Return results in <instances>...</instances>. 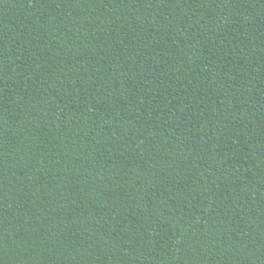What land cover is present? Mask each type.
I'll use <instances>...</instances> for the list:
<instances>
[{
	"label": "trees",
	"instance_id": "1",
	"mask_svg": "<svg viewBox=\"0 0 264 264\" xmlns=\"http://www.w3.org/2000/svg\"><path fill=\"white\" fill-rule=\"evenodd\" d=\"M0 264H264V0H0Z\"/></svg>",
	"mask_w": 264,
	"mask_h": 264
}]
</instances>
